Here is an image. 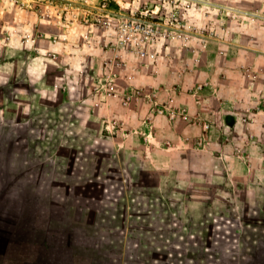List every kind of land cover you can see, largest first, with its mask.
Segmentation results:
<instances>
[{
	"label": "rangeland",
	"instance_id": "obj_1",
	"mask_svg": "<svg viewBox=\"0 0 264 264\" xmlns=\"http://www.w3.org/2000/svg\"><path fill=\"white\" fill-rule=\"evenodd\" d=\"M18 50L58 75L33 121L62 240L264 261V0H0V73Z\"/></svg>",
	"mask_w": 264,
	"mask_h": 264
},
{
	"label": "crops",
	"instance_id": "obj_2",
	"mask_svg": "<svg viewBox=\"0 0 264 264\" xmlns=\"http://www.w3.org/2000/svg\"><path fill=\"white\" fill-rule=\"evenodd\" d=\"M18 51L14 61L2 63L7 73H0V264H106L105 260L97 263V258L126 264L123 247L116 256L103 257L101 251L91 253L94 242L90 239L89 247L82 250H77L74 236L61 239L52 206L44 202L43 144L40 147L34 140L42 136L43 124L33 121L37 111L43 113L46 101L58 100L60 84L54 78L58 75L52 73L51 78L49 71L38 72L37 55ZM17 70H21L19 76ZM43 86L51 90L39 94ZM30 130L35 133L33 141L28 139ZM30 162L36 168L29 169Z\"/></svg>",
	"mask_w": 264,
	"mask_h": 264
},
{
	"label": "bare ground",
	"instance_id": "obj_3",
	"mask_svg": "<svg viewBox=\"0 0 264 264\" xmlns=\"http://www.w3.org/2000/svg\"><path fill=\"white\" fill-rule=\"evenodd\" d=\"M174 208V207H173ZM179 208V207H178ZM178 211V210H177ZM176 215H178V214H176ZM191 218V217H190ZM191 226V225H190ZM165 236V235H164Z\"/></svg>",
	"mask_w": 264,
	"mask_h": 264
}]
</instances>
